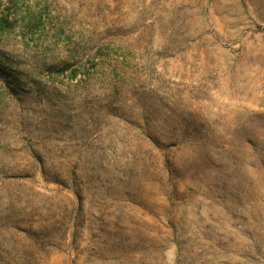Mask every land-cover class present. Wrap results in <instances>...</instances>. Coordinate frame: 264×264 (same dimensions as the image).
<instances>
[{
	"label": "rangeland",
	"instance_id": "374dc122",
	"mask_svg": "<svg viewBox=\"0 0 264 264\" xmlns=\"http://www.w3.org/2000/svg\"><path fill=\"white\" fill-rule=\"evenodd\" d=\"M0 264H264V0H0Z\"/></svg>",
	"mask_w": 264,
	"mask_h": 264
}]
</instances>
